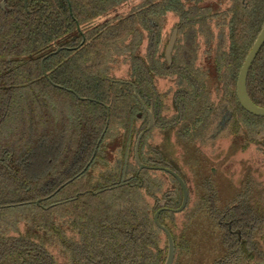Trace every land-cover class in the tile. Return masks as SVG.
Masks as SVG:
<instances>
[{
  "label": "trees",
  "instance_id": "trees-1",
  "mask_svg": "<svg viewBox=\"0 0 264 264\" xmlns=\"http://www.w3.org/2000/svg\"><path fill=\"white\" fill-rule=\"evenodd\" d=\"M134 1L28 0L26 8L24 0H0V258L56 264L44 255L56 246L73 253L70 264H96V253L127 249L132 214L135 235L148 228V234L161 231L153 220L155 208L150 217L143 211L145 177L135 158L134 164L126 161L130 143L148 125L134 93L136 87L148 104L147 37L153 38L151 83L155 76L179 74L183 89L193 94L190 34L206 39L213 36L212 25L226 27L227 47L219 43L213 57L227 84L228 126L235 132L239 126H253V143L263 134L264 117L240 106L236 83L264 26V0H228L222 11L221 3L212 8L208 0ZM129 5L127 14L119 13ZM168 14L178 18L179 33L188 38L176 44L171 66L158 55ZM124 66L127 76L118 77ZM247 89L252 101L264 107V45L249 71ZM178 96L183 102L182 119L179 114L174 118L178 126H220L223 97L213 110L200 113L209 105L203 98ZM118 136L123 138L118 157L108 159ZM45 141L50 145L47 154L31 170L28 159ZM52 152L57 156L51 165L45 159ZM126 168L133 174L130 180H124ZM10 223L21 226L19 242L2 236ZM68 232L75 238L65 240Z\"/></svg>",
  "mask_w": 264,
  "mask_h": 264
},
{
  "label": "flooded vegetation",
  "instance_id": "flooded-vegetation-1",
  "mask_svg": "<svg viewBox=\"0 0 264 264\" xmlns=\"http://www.w3.org/2000/svg\"><path fill=\"white\" fill-rule=\"evenodd\" d=\"M177 26H180L179 32L183 30L181 25ZM211 31L213 36L206 39L202 36L196 37V32L190 34L189 39H192L193 42L195 58L190 61L194 67L188 80L189 87L193 88V94L183 89V81L179 74L173 77L155 76V84L151 83L150 42L153 38L147 37L144 42L148 82L146 94L148 104H145L148 108L153 106L156 121L153 128H160L166 134L165 140L158 150H156L157 148L149 149L156 160L148 165L169 168L179 174L186 183L188 201L183 210L176 211L182 205V188L169 172L160 170L170 175L176 187H167L160 194V197L157 196L154 199V205H151L146 199L143 211L149 214L150 217L152 209L155 208L153 212L154 220L156 211L161 210L159 220L171 232L173 237V264H264L262 260L264 258V188L262 182L259 181V177L253 171L244 170L238 186L233 193L229 194L230 196H227L225 202L218 201L219 191H217V187L213 186V177L217 172H220L219 166H217L219 164L214 165L218 156L221 155L220 167L222 168V174L229 179L232 176L230 177L227 169L236 152L239 151L241 154H245L250 147L258 145L257 147L262 149L264 157V141L262 139L264 136L259 133L256 135L258 138L255 137L257 143H253V137L251 136L253 126H239L236 132L232 131L231 126H228V122L232 119V113L228 110L227 84L224 80L221 81L215 67L218 60L213 57L215 52H219L217 45L221 43L222 47L228 44V39L227 35L224 37L219 35L217 38L212 29ZM179 32L176 44H183L187 37ZM203 38L209 46L204 52L206 59H202L199 54ZM216 41H218V44ZM165 50L166 48L158 54H163V57L160 58L159 56L161 62H164V59L166 60ZM168 66L171 65L168 64ZM181 71L182 69H178V72ZM197 74H200V76H197ZM165 80H173L176 88L170 93V104L167 103V98L165 99L164 93L159 89V84ZM151 86L155 92L152 97L150 96ZM179 93L195 100L198 97L203 98L204 102L209 105L200 110V113H208L207 111L213 110L214 106L212 107V105L214 102L217 103L216 105L220 102L219 99L215 101V98L223 97L225 102L222 103L223 114L219 121L220 126H178V122L174 121V118L179 114V120H181L183 116L180 107L183 102L180 105L182 100L178 99ZM213 97L215 98L212 99ZM151 130L146 133L149 135ZM258 130L254 129L256 132ZM222 135L226 137L243 136L242 140H238L242 144L237 145L235 141L220 138ZM231 148L234 150H231ZM52 153L54 154V152ZM191 157L193 158L192 162H190ZM52 162L53 159H50L49 163L51 165ZM191 165H195L196 169L192 170ZM132 176V173H127L126 168L125 180H130ZM195 179H197L196 183ZM189 180L193 181V186L190 185ZM178 213L183 214L180 219L171 216ZM132 218L129 219V229L127 230L129 235L125 237L128 243L127 249L125 251L112 250L96 253V264H165L168 255L167 235L156 224V228L160 229L162 234L157 231L154 234H148V228L143 231L142 235H135L137 226L133 223ZM138 224L139 221H137ZM20 232V224H14L13 226L10 223L7 233L2 236L9 242H11V239L19 242ZM74 238L75 236L68 232V237L65 240ZM120 238L123 239L122 235ZM139 241H141V245L138 243ZM65 252L68 254L67 262L70 264V256L73 253L71 254L67 250ZM19 253L20 251L17 252V254ZM44 255L49 257L50 263L54 262L55 258L52 252H45ZM0 264H21V260L12 262L1 257Z\"/></svg>",
  "mask_w": 264,
  "mask_h": 264
},
{
  "label": "rangeland",
  "instance_id": "rangeland-1",
  "mask_svg": "<svg viewBox=\"0 0 264 264\" xmlns=\"http://www.w3.org/2000/svg\"><path fill=\"white\" fill-rule=\"evenodd\" d=\"M183 1H186V0H183ZM134 3H138L137 0H135ZM210 3H211L212 8H216L218 3H221L220 4L221 11L228 8V0H208V4ZM129 10H130V5L124 6L123 8L119 9V13L127 14ZM166 19L167 21H166V24L164 26L163 33H162V42H161L162 51H164V49L166 48V45L169 42V39L171 37V34L175 26L179 23L178 18L174 16L173 14H168ZM212 30L214 34L217 36V38L219 37V35L223 37L227 35L226 27H218V26H215L214 24L212 25ZM225 40H226V37H225ZM205 41L206 40L203 38L201 41L202 43L200 45L201 50L199 54L202 59H206L204 52L206 48L209 47L207 46ZM216 43L218 44V41H216ZM127 73H128V66H124L120 71L116 72V75L118 77L125 78L127 76L126 75ZM159 87H160L159 88L160 91L164 93L165 99L167 98L166 99L167 103L170 104L171 103L170 93H172L175 88L173 84V80H169V81L165 80L164 82H161L159 84ZM214 98L215 97H213L212 99ZM218 99L219 98H215V101H217ZM263 135H264V132H263ZM246 136L248 137L247 134ZM165 137H166V134L162 129L154 127L151 130L150 134L145 139V146H144V149H142L143 150L142 155L140 154V158L142 157L141 161L143 164L148 165V164H151V162H153L154 160H156V158H154L152 154L149 152V149L157 148L156 150H158V148L161 147L160 145H162V142L165 140L164 139ZM220 138H227L231 141H235L237 145H241L242 142L241 141L239 142L238 140H242L243 136L226 137L225 135H222L220 136ZM256 138H258V136H256ZM122 142H123L122 136H118L117 138L112 140V143L109 146L110 149L107 151L108 159L115 160L118 157V152L116 151L120 148V146L122 145ZM134 145H135L134 142L130 143V148L128 150V155H127V160H126L127 163L130 162L131 164H134ZM49 146H50L49 142L45 141L39 147L35 148L33 155H31V157H29L28 159V165L30 169L33 168L34 163H37L39 160H42L44 158V154H47ZM257 146L258 145L250 147L249 150L245 154H241L239 151L236 152V154L234 155L233 161L230 163L229 168L228 169L226 168L227 171H229L230 177L232 176L229 179L225 178L224 175L222 174V168L220 167L221 166L220 164L221 155L217 157L216 161L214 162V165L216 166V164H219L217 166H219L220 172H217L215 177H213V182H214L213 186L217 187L218 189L217 191H219L218 192L219 202L227 201V198H228L227 196H230L229 194L235 191L236 187L238 186V182L242 176L241 174L244 170L246 171V169L247 171H253L256 173V175L259 177V181L262 182V187L264 188V157L262 155V149H259ZM232 148L231 150H234ZM56 156H57L56 154L47 155L45 160L49 162L50 159H54ZM192 161H193V158L191 157L190 162ZM191 169L195 170L196 166L191 165ZM138 171H142V176L145 177V180H146L143 187L145 188L146 186L147 188H145L143 191L144 196H142V199L143 200L144 198L145 200L147 199V201L151 205H154V199L157 196L160 197V194L164 192L167 187L168 188L174 187V186L176 187V185H174V180L170 177V175L163 171L146 169V168H143V169L138 168ZM196 180L197 179H195V183H196ZM192 182L193 181H190L189 183L190 185L193 186ZM127 196H128V200L130 201V204H133L134 198H132L131 195H127ZM171 216L174 217L175 219H180L183 216V214L178 213V214H173ZM157 232L162 234V232L160 231H157ZM49 251L53 253L56 264H68L67 260L69 257H68V254L65 252L66 250L61 251L58 247L53 246L50 248Z\"/></svg>",
  "mask_w": 264,
  "mask_h": 264
},
{
  "label": "water",
  "instance_id": "water-1",
  "mask_svg": "<svg viewBox=\"0 0 264 264\" xmlns=\"http://www.w3.org/2000/svg\"><path fill=\"white\" fill-rule=\"evenodd\" d=\"M2 8L5 9V3L2 2ZM24 5L27 8L28 6V0H24ZM179 28L180 26H177L174 28L171 37L169 39V42L166 46V50H165V56H166V60L168 61V64L171 65L172 64V53L177 41V36H178V32H179ZM78 29L80 30V27H78ZM264 45V26L260 32V34L258 35L257 39L255 40L251 50L249 51L248 55L246 56L243 65L241 67L240 73L238 75V80H237V98L238 101L240 102L241 106L250 114L258 116V117H264V107L263 106H259L257 104H255L252 99L249 96L248 93V89H247V81H248V75H249V71L252 67L253 62L255 61L257 55L259 54L261 48ZM61 48H57L56 52L60 51ZM134 93L135 96L138 98L140 104L142 105L143 109L146 111V113L148 114V118H149V123L147 125V127L140 132V134L138 135L136 141H135V145H134V158L136 163L139 165V169H152V170H165L167 172H169L179 183V185L182 188L183 191V201H182V205L180 206V208H178L176 211H181L185 208L187 201H188V192H187V187H186V183L185 181L180 177L179 174H177L175 171L169 169V168H163V167H153V166H149L146 164H143L140 158V145H141V141L143 136L145 135L146 132L150 131L153 126H155V115H154V109L153 106L151 108H148L147 105L145 104V102L141 99V97L139 96L136 87H134ZM0 159H4V156L2 155ZM125 180V178H124ZM161 210H157L155 215H154V221L155 224L164 231V233L167 235L168 238V255L165 261V264H173V260H174V242H173V237L171 232L160 222L159 220V214H160Z\"/></svg>",
  "mask_w": 264,
  "mask_h": 264
}]
</instances>
